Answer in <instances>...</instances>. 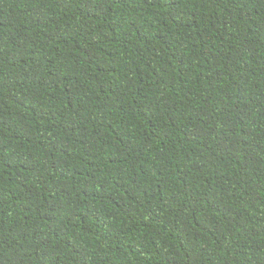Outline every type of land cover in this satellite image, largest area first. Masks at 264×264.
<instances>
[{"label": "trees", "instance_id": "1", "mask_svg": "<svg viewBox=\"0 0 264 264\" xmlns=\"http://www.w3.org/2000/svg\"><path fill=\"white\" fill-rule=\"evenodd\" d=\"M0 264H264V0H0Z\"/></svg>", "mask_w": 264, "mask_h": 264}]
</instances>
